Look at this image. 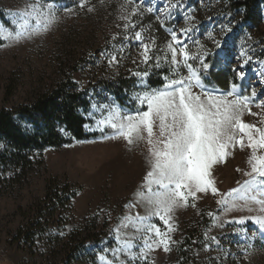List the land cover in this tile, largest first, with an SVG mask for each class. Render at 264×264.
<instances>
[{
    "label": "rangeland",
    "instance_id": "1",
    "mask_svg": "<svg viewBox=\"0 0 264 264\" xmlns=\"http://www.w3.org/2000/svg\"><path fill=\"white\" fill-rule=\"evenodd\" d=\"M234 1L180 0L169 17L165 5L177 0H86L84 8L79 7L80 0H54L58 6L56 20L47 32L19 42L0 36V110L30 104L69 78L83 99L78 113L85 120V133L90 135L89 139L60 148H46L25 179L16 184L0 183V264H67L62 261V246L74 248L69 264H102L100 255L113 264H142L122 252L117 259L112 250L120 247L119 237L121 241L131 240L133 251L139 254L144 237L149 235L137 231L144 227L137 218L148 217L151 210L139 195H148V145L140 141L130 147L122 139H107L113 133L110 127L96 129L97 120L107 115V109L102 114L99 106L116 105L125 112L136 111L133 97L145 90L140 83L142 77L136 73H148L143 79L149 90L162 87L165 77H186L188 71L179 53L177 60L181 63L175 69L178 75H172L168 46L175 45L170 34L175 31L191 56L208 53L205 61L210 66V79L201 75L206 88L227 93L236 84L241 95L249 96L255 88L257 97L251 110L259 113L261 109L255 107V102L264 100V0L248 11L231 9ZM36 2L0 0V28L5 36L15 32L19 14ZM149 7L154 11L149 12ZM133 8L138 9L135 14ZM186 16L194 19L187 21ZM185 27L193 29L188 36L181 34ZM136 32L142 33L141 41L135 39ZM213 40L220 41L221 47L217 48ZM144 44L149 45L147 63L141 55ZM113 55L117 63L109 65ZM245 59L248 62L241 69L245 73L241 81L233 68ZM188 63L196 69L200 66L196 59ZM93 105L97 106L95 111ZM243 119L258 123L260 118L246 113ZM85 125L95 130H87ZM249 154L247 148H233L226 162L213 167L218 194L200 193L195 201L189 199L188 207L177 208L171 214L175 228L170 233L171 251H151L143 264H264V231L251 219L243 225L234 223L239 218L264 215L260 205L250 203L252 211L227 212L217 204L224 194L250 179L244 175L250 171ZM52 181L68 185L77 193L66 211L47 217V234L57 237L59 246L52 249L45 239L26 244L18 238L19 231L32 221L33 211L44 200ZM238 203L243 207V201ZM147 223L166 231L156 217ZM107 233L109 238L104 236ZM89 235H97L100 243L85 242ZM80 241L83 245L78 246Z\"/></svg>",
    "mask_w": 264,
    "mask_h": 264
},
{
    "label": "snow or ice",
    "instance_id": "2",
    "mask_svg": "<svg viewBox=\"0 0 264 264\" xmlns=\"http://www.w3.org/2000/svg\"><path fill=\"white\" fill-rule=\"evenodd\" d=\"M179 2L180 0H177L175 4L165 5L164 11L169 17L171 9L178 7ZM85 4L86 0H80L79 7L84 8ZM57 8L54 0H37L25 12L19 14L20 19L14 22L16 29L14 33L10 31L5 36L4 30L0 28V36L5 39L10 37L12 41L19 42L43 34L55 22ZM63 10L71 12L69 8ZM88 10L92 11L91 8ZM137 10L133 8V14ZM148 11L152 12L154 9L149 7ZM185 19L191 21L194 18L186 16ZM124 27L127 30L128 24ZM192 30V27H185L181 29V34L188 36ZM170 34L175 45H182L168 46L171 51V64L174 66L172 75H178L175 69L181 63L177 60V53L183 58L182 62L187 68L188 75L171 79L165 77L166 83L162 87L149 90L143 79L148 73H136L142 77L140 83L145 89L133 97L137 102L136 111L125 112L116 105H100L102 114L104 109H107V115H102L96 123V129L103 130L107 126L113 130L107 139H122L130 147L140 141H146L148 145L151 168L145 177L148 195L146 197L139 195L147 201L151 210L148 217L137 218L144 225L143 229L138 227L137 231L143 230L149 235L144 237L139 254L133 251L135 245L131 240L121 241L119 237L120 247L112 250L113 256L117 259L122 252L133 261L141 260L142 264L151 251L162 250L165 253L171 251L173 241L170 233L175 231L171 224V214L177 208L188 207L189 199L195 201L200 193L218 194L212 178V169L215 165L226 162L233 148L249 150L247 163L250 171H246L244 175L250 179L239 188L224 194L217 204L223 206L225 211L231 212L245 209L252 211L248 205L255 203L260 205L259 211L264 212V199L257 198V195L264 197V100L255 102V107L261 109L256 113L251 110L257 97L255 88L251 90L250 96L241 95L240 86L236 84H233L227 93H218L206 88L199 70L188 61L198 60L200 68L206 74L210 67L205 61L208 53L205 51L191 56L187 45L178 40L177 33L171 31ZM208 35L211 38V33ZM135 39L141 41L142 33L136 32ZM213 43L217 48L221 47L220 41L213 40ZM142 47L143 62L147 63L150 59L149 45L144 44ZM240 55L244 56L245 53L241 52ZM248 59L239 67L233 68L241 81L245 78V73L241 69ZM108 62L109 65L117 63L116 56L113 55ZM156 66L159 67L158 62ZM194 88L199 89V92H194ZM96 109L97 106L93 105V110ZM246 113L259 117L258 123L245 122L243 117ZM85 128L95 130L89 125H85ZM153 186L156 188L153 189ZM253 192L257 195H249ZM238 201H243V207ZM192 207H195L194 203ZM211 215L212 213H209V216ZM151 217L158 218L166 231L156 224L147 223ZM249 219L264 231V215L239 218L234 223L243 225ZM152 233L154 238L151 237ZM99 260L102 264H113L103 255L99 256Z\"/></svg>",
    "mask_w": 264,
    "mask_h": 264
},
{
    "label": "trees",
    "instance_id": "3",
    "mask_svg": "<svg viewBox=\"0 0 264 264\" xmlns=\"http://www.w3.org/2000/svg\"><path fill=\"white\" fill-rule=\"evenodd\" d=\"M258 1L237 0L230 8L248 11ZM197 69L200 75L210 79L209 72L205 74L200 66ZM74 86L69 78H64L30 104L0 110V183L16 184L25 179L46 148L56 149L90 138L85 133V120L78 113L83 99L74 91ZM49 184L44 200L33 211L32 221L19 231L18 238L30 245H34L37 239H45L53 249L59 246V242L57 237L47 234V217L59 210L66 211L77 193L68 185L61 186L55 181ZM104 236L109 238V233ZM87 238L85 242L100 243L97 235ZM77 245H83L82 241ZM62 247L65 253L62 261L69 264L74 248Z\"/></svg>",
    "mask_w": 264,
    "mask_h": 264
}]
</instances>
